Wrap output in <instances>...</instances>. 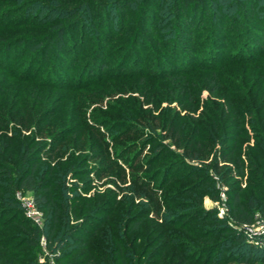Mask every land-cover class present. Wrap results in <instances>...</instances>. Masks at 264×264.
Returning a JSON list of instances; mask_svg holds the SVG:
<instances>
[{
    "label": "trees",
    "instance_id": "1",
    "mask_svg": "<svg viewBox=\"0 0 264 264\" xmlns=\"http://www.w3.org/2000/svg\"><path fill=\"white\" fill-rule=\"evenodd\" d=\"M8 1L19 7L23 5L9 10V16L21 11L22 19H18L13 25V21L5 23V28L9 30L20 29L24 25L37 27L36 21H29L37 7L39 10L33 14V19L38 13L40 16L47 13L45 19H49L56 12L67 21L53 24L47 33L51 35H47L45 41L37 35L17 36L10 41L0 37V72L8 73L7 78L0 80V264H41V241L46 235V248L54 256L56 264H212L214 255L221 264L228 251L229 257H235L240 263L253 264L260 255L264 259V239L261 238L260 243L256 244V239L250 238L242 228L253 225L258 214L264 217V58L259 54L255 59L245 52L251 40L245 44V51L241 50L245 60H236L224 66L223 61L219 60L220 52H212L211 48L208 54L217 53V57L213 58L212 64L211 55L208 59L210 63L204 58L201 66V70L212 72L214 77L221 70V75H224L227 67L240 69L247 65L250 70L256 67L251 76L245 74L246 79L242 80L248 85L239 86L240 90L248 88L244 97L230 89L237 88L233 85L236 82L226 83L221 78L216 85L223 90V98L226 100L222 113L220 116L214 115L208 109L203 126L195 128V136H208L221 146L225 151L222 159L237 155L234 169H228L221 175L223 182H214L209 177L202 183L206 186L214 185V191L206 190L212 201L219 202L221 196H227L232 205L228 219L219 218L215 209L204 206L203 197L199 194L203 190L201 183L187 184L195 179L194 174H185L180 178L169 177L173 168L159 165L162 164L161 157L167 152L171 153V146L178 139L174 135L166 138L170 141L168 145L143 141L148 142L150 147L157 146L145 163V172L141 174L142 179L145 178V181H151L160 188L172 183L180 186L173 188L172 194L158 197L159 191L156 188L134 180V189L127 191L124 203L119 198L121 193L112 195V191L103 192L101 187L92 196L90 194L93 187L80 188L85 197L78 194L72 196L71 191L76 188L74 184H70L71 181L89 179V184H92L90 179L93 175L101 181L114 169L120 170V167L110 162L105 170L101 168V173L100 167L81 168L84 167L82 163L85 160L79 161L76 152H69L71 147H66L76 140H82V134L78 136L77 130L65 129L52 136L50 142L41 139L45 125L58 115L57 110L47 108L50 103L58 101L52 98L54 90L66 88L74 91L77 87L81 90V87L86 86L74 88L70 82H66V86L56 83L50 89L51 79H41V69L34 70L38 59L35 55L40 50L45 52L42 57L44 65L50 50L60 56L67 52L76 56L85 44L86 32L82 30L80 42L75 44H69L66 35L76 27L84 28V18L97 21V15L110 7L120 14L123 0H70L75 3L69 6L61 4V1L66 0H58L60 3H56L57 0ZM176 1L181 26L193 30L198 16L201 17L200 29L204 20L213 16L212 3L219 0ZM255 11L256 9L253 10L254 13ZM6 15L0 18V29L4 26L6 17H9ZM107 26L99 24L98 28H105L108 36ZM224 28L222 25V30ZM176 31L177 55L173 59L179 71L175 72L172 70L174 68L169 67L172 71L169 77H180L184 82L188 79L185 73L194 71L189 69L192 61H187V58L193 59V51L196 49L188 44L182 45L181 35ZM256 31L254 30V36L260 39L259 36L263 35ZM194 35L192 34L193 37ZM260 43L261 40H258V46L254 47H260ZM21 47L27 48L34 55L29 64L21 68L22 72H18L21 70L20 64H17L20 58L16 61L14 59L12 64L9 60L18 51H23ZM98 48L101 49L100 45ZM223 48L220 44V50ZM258 50L261 53V47ZM193 62L196 63L195 60ZM101 83L99 80L94 84L90 81L86 83V88ZM191 92V89L187 90V93ZM246 121L248 126L245 125ZM74 137L77 139L71 141ZM58 138L61 139L59 142ZM184 153L187 154L185 151ZM105 154L103 151L102 154L98 152L92 159ZM189 158L199 164L204 162L198 153ZM153 161L155 164H151ZM202 171L203 174L209 173L205 168ZM226 184L231 186L224 188ZM18 194L33 196L36 209L44 214L43 226L25 217L24 206L18 200ZM152 205L156 207L153 210Z\"/></svg>",
    "mask_w": 264,
    "mask_h": 264
},
{
    "label": "rangeland",
    "instance_id": "2",
    "mask_svg": "<svg viewBox=\"0 0 264 264\" xmlns=\"http://www.w3.org/2000/svg\"><path fill=\"white\" fill-rule=\"evenodd\" d=\"M38 2H44V0H38ZM176 2V0H123V9L120 14L112 7L103 11L101 15L96 12L99 14L97 21L92 18H84V28L76 27L66 35L67 42L75 44V42H80L82 30L84 33L86 32L85 44L76 56L70 52L60 56L54 50H50L47 52V61L44 65L42 57L45 52L40 50L35 55L38 56V59L35 62L34 70L41 69L39 72L41 79H51L50 89H53L56 83L66 86V82H70L75 88L79 85L87 87L86 83L90 81L93 84L97 80L102 82L89 88L81 87V90H78L79 87L74 91L66 90V88L55 89L52 98L58 101L50 103L47 107L57 110L58 115L45 125L44 133L41 135L42 140L50 142L52 136L65 129L77 130L78 136L82 134V140H76L75 143H70L66 147H71L69 152L73 150L76 152L79 161L85 160V163H82L84 167L81 168L100 167L99 172L101 173V168L103 167L105 170L111 164L110 162L120 167V170L114 169L101 181L93 175L90 179L92 184H89V179L71 181L70 184H74L76 188L71 191L72 196L78 194L85 197L86 195L80 188L93 187L94 190L90 194L92 196L101 187L103 192L112 191V195L121 193L119 198L124 203L127 191L134 189L132 184L134 180H137L138 183H147L148 187L156 188L159 191L158 197L172 194V189L180 188V186L172 183L165 188H160L151 181L142 179L141 174L145 172V163L147 159H150L149 157L157 144H170L166 138L173 135L178 139L174 137L176 140L171 146V153L167 152L163 155L160 159L162 164H159L173 168V171L171 170L168 174L169 177L180 178L191 173L194 174L195 179L188 181L189 185L202 184L209 177H212L214 182L221 183L223 182L221 175L228 169H234L237 155L226 160L222 159V154L225 151L221 146L217 145L216 141L209 139L208 136L204 138L195 136V128L203 126V119L208 116L206 113L208 109L214 115L220 116L222 113L226 100L223 98V90L216 85L220 83L221 78L226 83L236 82L233 85L237 88L230 87V89L244 97L248 88L240 90L239 86L248 85L246 81L242 80L246 79V75L251 76L256 67L251 70L247 65H243L240 69L227 67L224 69L225 72L223 71L224 75H221L222 70L217 72V77H219L217 79L212 72L201 70V66L204 64L202 60L206 58V62L210 63L208 59L212 57L211 64L213 63V58H216L218 54H210V57L208 52L211 48L212 52L215 50L220 52L219 60L223 61L224 66L236 60H245L241 50L245 51L244 46L250 40V46L245 52L255 59L261 54L264 58V47L262 46L264 45V0H219L212 3L211 13L213 16H208L204 20L201 29L199 28L201 17L198 16L193 30L184 29L181 26L182 21L177 15L179 5L177 6ZM56 3L60 2L57 0ZM74 3L75 1L70 0L61 1V4L68 6ZM22 6L20 5V7ZM17 7L20 8L12 1L0 0V18H4L7 16L6 14L9 16V10ZM254 9H256L255 13ZM37 10L39 7L33 14ZM54 13L49 19H45L47 13L42 16L38 13L35 19L32 18L33 14L30 15L29 21H36L35 26L37 27L24 25L20 29L9 30L5 28V23L13 21L11 24L13 25L14 22H18V19L22 20L21 11L20 13H11L3 22L4 26L0 29V37L10 41L17 36L37 35L42 41H45L47 35H51V33H47L53 24L67 21L63 19L65 17L58 15L59 13ZM99 24L104 27L108 25V36L105 33V28L104 31L98 28ZM222 25L225 26L224 30H222ZM254 30L263 36H259L260 39L257 38L254 36ZM175 31L181 35L182 45L188 44L196 49L193 51L195 53H193V59L196 63L193 62V59L187 58L189 59L187 61H192L189 69L194 71L185 73L188 79L184 82L180 77H169L172 72L169 67L174 68L172 70L175 72L179 71L178 65L173 59L177 55V52L175 53L177 48ZM192 34H195L194 37ZM52 37L55 38V35L52 34ZM191 38L194 40L191 41ZM258 40H261V53L258 50L260 47H254V45L258 46L256 44ZM220 44L224 47L221 50ZM98 45L101 49L98 48ZM21 48L23 51H18L16 56L11 59L7 58V60L10 59L11 64L14 59L16 61L20 58L17 63L20 64V69L27 66L34 55L30 50H26L27 48ZM104 69L105 71H103ZM237 70L240 72H236ZM18 72H22V69ZM7 74V72H0V80L7 78ZM163 77L164 79H160ZM188 89L192 90L190 94L187 93ZM69 117L72 119H68ZM245 125L248 126L247 121ZM59 138L57 142L61 140ZM75 139L77 138L74 137L70 140L75 141ZM144 140L154 141L157 144L150 147L148 142L143 143ZM102 151L106 152L105 156L92 159L95 158L96 153L102 154ZM197 153L204 161L203 164L191 161L189 158ZM151 164H155V162L153 161ZM131 166L135 168L131 169ZM203 168L207 169L209 173L203 174ZM121 179L124 181L122 182ZM202 185L203 190L199 194L203 197L204 206L208 209H215V214L219 218L228 219L227 216L230 215L232 205L227 196H221V201L214 202L206 194V190L214 191V185ZM230 186L231 184H226L224 188ZM244 188L246 189L245 185ZM141 193L146 194L147 191H141ZM247 197L249 201V194ZM17 198L24 206V215L28 218L25 204L33 199V196L18 194ZM148 199L150 200V198ZM139 202H141V198ZM121 208L123 209L122 206ZM155 208L152 205V210ZM259 217L262 219L258 214L257 218ZM22 218L24 217L22 216ZM28 219L34 222L33 219ZM38 221L37 225L45 224L42 212ZM256 228L258 230V227ZM46 238L44 239L46 240ZM229 252L221 264H246L240 263L233 256L229 257ZM215 256L212 264H219ZM256 260L253 264H264L262 255L258 256Z\"/></svg>",
    "mask_w": 264,
    "mask_h": 264
},
{
    "label": "built area",
    "instance_id": "3",
    "mask_svg": "<svg viewBox=\"0 0 264 264\" xmlns=\"http://www.w3.org/2000/svg\"><path fill=\"white\" fill-rule=\"evenodd\" d=\"M25 207H26V216L30 219H33L35 223H39L38 220L41 218V213L36 209L33 199L27 201L25 204ZM256 227H258V230ZM242 228H244L246 234L250 238H252L253 240L256 239L255 240L256 244L260 243L261 238L264 239V217H262V219H260V217L257 218V221L250 227L244 226ZM41 245L43 246V254L40 257V260H39L40 263L41 264H46V263L56 264L54 261V256L50 254V252L46 248V240L44 238L42 239Z\"/></svg>",
    "mask_w": 264,
    "mask_h": 264
}]
</instances>
